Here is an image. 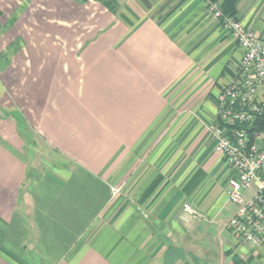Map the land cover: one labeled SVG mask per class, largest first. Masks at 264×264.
<instances>
[{
	"label": "crops",
	"instance_id": "1",
	"mask_svg": "<svg viewBox=\"0 0 264 264\" xmlns=\"http://www.w3.org/2000/svg\"><path fill=\"white\" fill-rule=\"evenodd\" d=\"M0 3V264H264L226 226L209 126L242 50L208 0ZM236 6L264 36V0ZM20 124L69 165L30 163Z\"/></svg>",
	"mask_w": 264,
	"mask_h": 264
},
{
	"label": "built area",
	"instance_id": "2",
	"mask_svg": "<svg viewBox=\"0 0 264 264\" xmlns=\"http://www.w3.org/2000/svg\"><path fill=\"white\" fill-rule=\"evenodd\" d=\"M218 4L209 2L213 16L222 19L242 50L231 81L218 95L219 121L209 126L214 150L232 173L226 197L236 211L226 226L238 242L264 248V36L237 16L221 17ZM184 210L187 217L195 214L188 204Z\"/></svg>",
	"mask_w": 264,
	"mask_h": 264
},
{
	"label": "rangeland",
	"instance_id": "3",
	"mask_svg": "<svg viewBox=\"0 0 264 264\" xmlns=\"http://www.w3.org/2000/svg\"><path fill=\"white\" fill-rule=\"evenodd\" d=\"M21 5L23 6V4H21ZM22 6H18V5L16 6L17 8H16V12L14 13V15H19L21 13ZM45 14H46L45 19L48 21H51L52 20V13L46 11ZM4 23H5L4 21H0V25L2 24V26L0 27V35H3V33L9 29L8 27H5L3 25ZM48 25L49 26H46L43 29V33L41 35L38 34V32L36 35L37 28H34V27H31V28L22 27V30H24L26 34L28 33L30 38L34 39V37L40 36L42 40L48 41L45 44H47L49 42L52 44L53 38L56 35H58V33L56 34L53 32L52 27H51V25H52L51 23H48ZM246 28H249V27H246ZM249 29H251V28H249ZM64 30L65 29H62V33L66 32L68 29H66L65 31ZM1 62H3V61H1ZM1 108L2 107L0 106V115H3L4 113L1 111ZM20 128H21L23 136H24L23 149L25 150L26 157L30 163H32L35 166H39V167H44V165H46V166L47 165H54L55 166L56 164L61 165L60 163H62V165H66V164L69 165L68 159L65 158L64 156H61L57 151H55L47 143H45L34 132V130L32 128L28 127L27 125H21V124H20ZM224 162H225L224 163L225 167H227V169H228L227 161L224 160ZM225 198H227V197H225ZM235 206H236L235 204L229 202L226 205V209L230 211V210H233ZM190 208H191V210H194L191 206H190Z\"/></svg>",
	"mask_w": 264,
	"mask_h": 264
},
{
	"label": "trees",
	"instance_id": "4",
	"mask_svg": "<svg viewBox=\"0 0 264 264\" xmlns=\"http://www.w3.org/2000/svg\"><path fill=\"white\" fill-rule=\"evenodd\" d=\"M209 2H218L219 10L221 12V17H233L236 16L237 13V1L238 0H208ZM220 23H222V19H219ZM258 125H256L257 127ZM252 129H258L253 127Z\"/></svg>",
	"mask_w": 264,
	"mask_h": 264
}]
</instances>
